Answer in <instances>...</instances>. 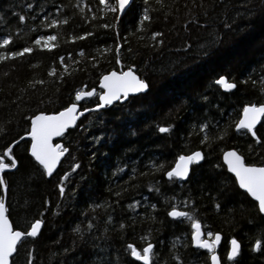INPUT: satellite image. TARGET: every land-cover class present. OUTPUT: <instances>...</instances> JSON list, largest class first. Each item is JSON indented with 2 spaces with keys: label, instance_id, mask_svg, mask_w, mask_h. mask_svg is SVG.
Here are the masks:
<instances>
[{
  "label": "trees",
  "instance_id": "trees-1",
  "mask_svg": "<svg viewBox=\"0 0 264 264\" xmlns=\"http://www.w3.org/2000/svg\"><path fill=\"white\" fill-rule=\"evenodd\" d=\"M28 2L33 9L24 8ZM145 8L150 20L142 26ZM0 17V39L13 37L0 51L32 46L41 34L57 36L50 51L34 47L0 61V154L29 131L27 117L67 106L84 87L99 93L108 71L134 65L149 84L147 92L92 111L70 129L61 138L69 152L50 178L28 154L29 139L13 147L17 167L3 174L8 215L21 229L35 219L43 225L36 237L22 239L11 264H143L126 246L140 250L147 242L154 245V264H210L209 251L191 243L192 217L206 231L222 233V264H264V215L222 162V152L236 148L247 163H264V143L235 128L245 104L264 103V0H132L120 16L100 0H0ZM52 19L61 23L46 27ZM213 35L219 41L209 46ZM220 75L235 87L222 89L215 83ZM97 102L93 96L81 106ZM201 122L209 124L206 133L193 127ZM168 125V132L158 131ZM255 131L264 141V116ZM204 134L210 140L201 143ZM196 149L204 158L186 180L164 175L178 155ZM133 201L138 205L129 207ZM173 204L190 217H169ZM233 237L241 248L227 261ZM256 239L262 248L253 250Z\"/></svg>",
  "mask_w": 264,
  "mask_h": 264
},
{
  "label": "snow or ice",
  "instance_id": "snow-or-ice-1",
  "mask_svg": "<svg viewBox=\"0 0 264 264\" xmlns=\"http://www.w3.org/2000/svg\"><path fill=\"white\" fill-rule=\"evenodd\" d=\"M100 3L105 6L108 10L112 12L120 11L125 8L129 3V0H115V7L109 5L108 0H100ZM24 8L33 9V3L28 2L24 4ZM43 11L42 8L37 9V15L39 12ZM59 12L60 9H57ZM18 20L23 23L26 20L24 14L16 13ZM35 17H33L34 19ZM44 19L47 21L48 16H45ZM150 20L148 14V9H144V14L141 18V25L143 26V21ZM67 23V20L64 21ZM3 23L2 17H0V24ZM61 23L58 19H52L51 23L46 24V27L53 28ZM103 27L108 28V24H104ZM19 31V29H17ZM90 35V33H84V36ZM159 33H153V36H158ZM83 39L82 37H79ZM13 37L12 35H4L0 39V48H5L8 46ZM77 39V37H73ZM57 40V36L52 35H38L37 38L32 42V46L23 47L19 51H0V61L9 60L16 57H23L24 54H31L35 48L52 50L56 47L54 43ZM219 41V37L213 35L210 39L209 46L216 44ZM117 47V63H120L119 60V45ZM108 49H105L107 51ZM81 54H83L81 52ZM60 63H63L64 57L59 58ZM135 66H128L126 70L116 71L112 70L104 74L100 78V83L102 85V91L99 93L95 89L89 91H76L75 100L81 101L84 98H90L93 96H98V102L95 103L92 109L84 108L82 111H78V104L71 103L67 107L62 108L60 111L45 113L43 111L27 117L31 121L30 130L24 133L25 136L31 137V146L30 152L35 160L43 166V169L47 174H51L53 169L56 167L58 161L65 153L69 152V149L64 147L60 143H53V137H63L66 135V130L69 129L71 125L76 123L77 117L83 115V113L91 112L97 109H101L106 105H111L113 101L124 100L129 96L130 93H139L149 88V84L145 79L140 78L136 71L134 70ZM67 69V65H65ZM56 68L52 67L50 75H56ZM43 84L44 81H39ZM215 83L225 90H231L235 87L233 82H230L224 75H220ZM264 115V103H248L243 106V114L240 117L239 121L235 124L237 130L246 129L253 137L257 136L256 131H254V126L257 124V121L260 117ZM171 125L168 126H159L158 131L160 133H166L169 131ZM201 133H206V130L209 128L207 122H201L198 126ZM191 135V133H190ZM22 139V138H21ZM99 139V138H97ZM210 137L207 134L203 135L201 143L209 141ZM258 142L264 143V141ZM17 144L16 140H13L11 144L8 145L3 151V154H0V171L5 169H14L17 166L16 158L12 155V145ZM224 160L227 163L228 169L235 174L239 182V186L243 189H246L252 197L258 201V211L259 213H264V163L259 165L253 163H246L244 158L241 155H238L236 151L229 150L223 154ZM203 158V154L200 150L192 151L190 154L184 155L180 154L174 165L164 173V175L169 178H179L183 179L189 175V165L195 162L200 161ZM10 160V162H5ZM77 164L74 163L71 165L70 171H74L77 168ZM153 169L159 170L163 168V164L152 165ZM121 171V169H117ZM69 177V172H65L63 176L60 177V184L58 185L59 191L61 194L64 192V181L65 178ZM0 186H5V181L0 177ZM185 204L191 205L192 202L185 198ZM138 205L137 201H133V207ZM155 208V205H152ZM219 207V205H216ZM6 206L4 199L0 198V264H10V257L14 253L18 252V241L22 242V238L26 237H36L38 232L41 229L42 220L35 219L31 223L30 227L26 231H21L19 227H13V224L10 222L8 215H6ZM167 215L173 218L181 217H190V213L187 211H180L177 209L176 205L173 204L168 211ZM111 220V217H108ZM191 224V243L198 246L202 249H207L210 253V262L211 264H222V259L217 253L216 245L221 240V234L219 232L213 233L208 232L207 238H204V234L201 231V223L199 220L192 217L190 219ZM93 225L91 221L88 224V228H92ZM123 228V224L120 225ZM74 231H81L80 227L77 226ZM179 240V238H176ZM231 248L226 253L227 261H232L239 255L240 252V242L233 237L230 240ZM175 247V244L173 245ZM127 250L130 251L131 257L143 262V264H154L152 257L156 255L154 245L151 242H147L142 249L138 250L134 245L128 244L126 246ZM262 248V241L256 239L253 244V250H258ZM31 253L29 252V256ZM176 260H179L180 257L177 255ZM28 264H32V261L29 260ZM226 264V262H225Z\"/></svg>",
  "mask_w": 264,
  "mask_h": 264
},
{
  "label": "water",
  "instance_id": "water-1",
  "mask_svg": "<svg viewBox=\"0 0 264 264\" xmlns=\"http://www.w3.org/2000/svg\"><path fill=\"white\" fill-rule=\"evenodd\" d=\"M131 1L132 0H129V3L125 6V8L123 9V10H120L119 11V16L120 15H122L125 11H126V9L128 8V6L130 5V3H131ZM113 70H115V69H113ZM121 70H126V69H119V70H116V71H121ZM112 71V70H111ZM109 72V71H108ZM107 73V72H106ZM106 73H104V74H106ZM137 73V72H136ZM103 74V75H104ZM103 75H101V77L103 76ZM137 75L140 77V75L137 73ZM100 77V78H101ZM226 77V76H225ZM141 78V77H140ZM227 78V77H226ZM143 79V78H142ZM231 82V81H230ZM98 87L101 89V91H102V85H101V83H100V79H99V83H98ZM91 89H95V88H91ZM91 89H86V88H84V89H82V90H84V91H89V90H91ZM149 89V88H148ZM148 89H146V90H144V91H142V92H139V93H130L129 94V96L128 97H126L124 100H116V101H113V103L111 104V105H113V104H115V103H117V102H120V103H123V102H125V101H127L130 97H132V96H136V95H139V94H143V93H145V92H147L148 91ZM222 89H224V88H222ZM96 90V89H95ZM225 90V89H224ZM232 90V89H231ZM80 91V90H79ZM225 91H229V90H225ZM85 99V98H84ZM83 100V99H82ZM82 100L81 101H74L75 103H77L78 104V111H82L84 108H82V106H81V102H82ZM74 102H72V103H74ZM69 104H71V103H69ZM68 104V105H69ZM67 105V106H68ZM111 105H106V106H104L103 108H101V109H104V108H106L107 106H111ZM67 106H65V107H67ZM64 108V107H63ZM87 108H89V109H92L93 108V106L92 107H87ZM62 109V108H61ZM61 109H59V110H57V111H60ZM101 109H97V110H94V111H99V110H101ZM41 112V111H40ZM43 112H45V111H43ZM51 112H56V111H51ZM92 112V111H91ZM37 113H39V112H37ZM37 113H35V114H37ZM45 113H50V112H45ZM88 113H90V112H86V113H83V115H81V116H78L77 117V120H76V123L74 124V125H71L70 127H69V129H67L66 130V133L70 130V129H73V128H75L77 125H78V123H79V121L82 119V117L83 116H85V115H87ZM242 114H243V109H242V112H241V115H240V117L242 116ZM262 117H263V115L260 117V119L257 121V124L254 126V131H255V129H256V127L259 125V123L261 122V120H262ZM240 119V118H239ZM239 119H238V121H239ZM237 121V122H238ZM30 124H31V121H30ZM29 130H30V125H29ZM251 134V133H250ZM257 137V136H256ZM256 137H254V138H256ZM22 138V139H21ZM23 139H29V146H28V154L35 160V158L31 155V152H30V146H31V137H28V136H25V135H23V136H21L19 139H17L16 141H17V143H19L20 141H22ZM59 139H61V137H53V143H60V144H62L63 145V142H62V140H59ZM11 144V143H10ZM16 145V144H15ZM15 145H12V149H13V147L15 146ZM8 147V146H7ZM66 148H68V147H66ZM69 149V148H68ZM196 150H200L201 152H202V154H203V158H204V153H203V151L201 150V149H196ZM196 150H193V151H196ZM229 150H234V151H236L237 152V154L238 155H241L243 158H244V155L238 150V149H236V148H227V149H225L224 151H223V153H222V162H223V164L225 165V167H226V169H227V171L230 173V174H232L233 176H234V178H235V180H236V183H237V185H238V187L240 188V189H242L243 191H245L247 194H248V196L251 198V199H253L256 203H257V206H258V201H256L255 200V198L254 197H252L251 196V194H249L248 192H247V190L246 189H243V188H241L240 186H239V182H238V180H237V178L235 177V174L234 173H232L229 169H228V166H227V163H226V161L224 160V157H223V154H224V152H227V151H229ZM192 152V151H191ZM191 152H189V153H182V154H184V155H187V154H190ZM67 155V153H65L64 154V156H62L61 158H60V160L58 161V163H57V165H56V167L53 169V171H52V173L51 174H47L46 172V177L47 178H50L55 172H56V170L58 169V167L60 166V164L62 163V161H63V159L65 158V156ZM179 156V155H178ZM203 158L200 160V161H198V162H195V164H198V163H201L202 161H203ZM244 160H245V158H244ZM17 161V160H16ZM35 162L36 163H38L36 160H35ZM175 163V162H174ZM39 164V163H38ZM193 164V163H192ZM192 164H190L189 165V169H190V171H189V174H190V172H191V167H192ZM40 165V164H39ZM174 165V164H173ZM42 168H43V166L42 165H40ZM17 167V166H16ZM15 169V168H14ZM14 169H5V170H3V171H0V177H2L3 179H4V176H3V174H4V171H12V170H14ZM45 171V170H44ZM168 171V170H167ZM189 176V175H188ZM188 176L187 177H185V178H183V179H181V180H186L187 178H188ZM179 179V178H178ZM4 181H5V179H4ZM2 190H3V198L2 199H4V201H5V206H6V209H7V185H6V183H5V186H2ZM178 209V208H177ZM178 210H180V211H185V210H183V209H178ZM261 214H263L264 215V213H261ZM6 215H8V210L6 211ZM8 217H9V215H8ZM9 220H10V222L13 224V222H12V220L10 219V217H9ZM32 222H34V220L32 221ZM31 222V223H32ZM42 225H43V222H42ZM42 225H41V228H42ZM13 227H14V229L15 228H17V227H15L14 226V224H13ZM21 231H24L23 229H21V228H19ZM40 231H41V229H40ZM40 231L38 232V234L40 233ZM201 231H202V233L204 234V231H203V229H202V227H201ZM220 233V232H219ZM37 234V235H38ZM221 234V240H222V233H220ZM23 239V238H22ZM221 240L219 241V243L216 245V249H217V253H218V246H219V244L221 243ZM238 240V239H237ZM239 241V240H238ZM240 242V241H239ZM20 244V241H18V245ZM17 245V246H18ZM193 245V244H192ZM241 245V244H240ZM194 247H198V246H196V245H193ZM199 248V247H198ZM231 248V244H230V246H229V249ZM138 249V248H137ZM139 250V249H138ZM207 250V249H206ZM15 255V253L13 254V256ZM218 255H219V253H218ZM12 256V257H13ZM220 256V255H219ZM12 257H10V264H11V260H12ZM135 259V258H134ZM141 262V261H140ZM141 263H143V262H141ZM160 264H167V263H160ZM210 264H211V262H210Z\"/></svg>",
  "mask_w": 264,
  "mask_h": 264
},
{
  "label": "flooded vegetation",
  "instance_id": "flooded-vegetation-1",
  "mask_svg": "<svg viewBox=\"0 0 264 264\" xmlns=\"http://www.w3.org/2000/svg\"><path fill=\"white\" fill-rule=\"evenodd\" d=\"M262 121V120H261ZM257 138V137H256ZM29 146V145H28ZM64 146V145H63ZM65 147V146H64ZM223 153V152H222ZM245 158V157H244ZM5 162H10V161H8V160H6ZM245 162H246V160H245ZM247 163V162H246ZM194 164V163H193ZM192 164V165H193ZM199 164V163H198ZM4 172H7V171H4ZM179 180H181V179H179ZM30 225H31V223H29V225L28 226H26L25 227V229H23L24 231H26V229L28 228V227H30ZM201 227H202V229H203V231H204V238H207V233H208V231H206L204 228H203V226H202V224H201ZM211 232V231H210ZM216 233V232H215ZM223 238V237H222ZM221 242H222V240H221ZM221 244V243H220ZM219 244V245H220ZM241 244V243H240ZM229 246H230V243H229ZM229 246H228V250H229ZM218 248H219V246H218Z\"/></svg>",
  "mask_w": 264,
  "mask_h": 264
},
{
  "label": "rangeland",
  "instance_id": "rangeland-1",
  "mask_svg": "<svg viewBox=\"0 0 264 264\" xmlns=\"http://www.w3.org/2000/svg\"><path fill=\"white\" fill-rule=\"evenodd\" d=\"M85 116H86V115H85ZM85 116L82 117L81 121L83 120V118H84ZM208 232H210V231H208Z\"/></svg>",
  "mask_w": 264,
  "mask_h": 264
},
{
  "label": "bare ground",
  "instance_id": "bare-ground-1",
  "mask_svg": "<svg viewBox=\"0 0 264 264\" xmlns=\"http://www.w3.org/2000/svg\"><path fill=\"white\" fill-rule=\"evenodd\" d=\"M59 140H61V139H59ZM63 142V141H62Z\"/></svg>",
  "mask_w": 264,
  "mask_h": 264
}]
</instances>
